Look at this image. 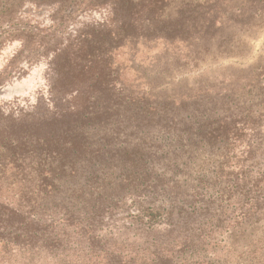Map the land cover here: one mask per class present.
<instances>
[{
    "label": "rangeland",
    "instance_id": "obj_1",
    "mask_svg": "<svg viewBox=\"0 0 264 264\" xmlns=\"http://www.w3.org/2000/svg\"><path fill=\"white\" fill-rule=\"evenodd\" d=\"M133 2L137 30L152 27L150 31L157 34L146 35L150 32L145 30L146 36L132 35L123 40H117L116 36L108 47V40L94 32L95 28L103 26L106 8L94 6L92 0H0V106L6 111L13 108L41 114L57 113L70 103L69 97H58V94L76 87L83 93L79 102L85 111L86 106L92 107V100L89 101L92 94L87 86L94 81L93 73L98 74L109 65L113 89L110 93H99L92 107L95 119L83 123L73 133L81 143L93 145L92 149L110 151L118 149L119 144L128 149L150 147L147 149L155 156L145 164V169L152 173L164 169L168 177L172 170L189 172L185 183L181 177L177 181L179 189L175 191L179 198L176 200L182 202L183 195L187 194L185 203L203 201L204 213L208 214L202 217L206 221L213 212L219 213L215 204H209L213 199L209 195L216 197L226 187L231 191L234 176L239 171V158L246 157L243 166L253 168V177H262L259 187L264 188V144L255 145L253 133L247 134L245 140L228 141L221 132L228 131L234 122L254 116L255 110L264 112V0ZM95 40L99 42L94 49ZM106 47L111 53L105 57L103 49ZM65 62L68 67L64 69L75 76L76 81L71 79L61 88L57 85V69ZM102 74L105 72L97 79L101 85ZM129 93L133 98L137 95L144 100L171 102L166 109L177 115L162 120L163 112L156 111L153 120L157 123L132 121L131 112L142 114L148 104L125 103L123 98ZM96 110L103 114H97ZM69 128L63 125L57 134ZM217 128L224 141L209 146L203 140L207 135H203ZM180 130L195 135L188 136ZM257 133L264 136V127ZM191 141L196 143L192 148L189 147ZM167 148L170 152L165 158L172 157V160L161 156ZM247 152L251 156L249 160ZM95 158L91 164L83 163L78 169L83 172L88 167L96 169L99 177L113 171L111 177H106L108 185L102 194L107 196L103 200L110 210L101 209L102 216H99L101 197L82 203L85 196H80L76 189L84 185V175L82 179L65 176L68 173L60 171L57 164L54 190L50 189L51 196L45 201L47 208L44 211L36 208L41 219L30 218L28 223L30 234L35 233L28 242L25 237L14 235L19 233L15 228L20 224L14 220L0 223V264H106L100 257L86 261L88 256L78 253L83 242L78 244L73 227L57 221L69 217L70 211L91 212L95 228L100 227L95 229V234L101 243L122 251L144 247L143 239L147 236L156 237L170 230L166 223L159 222L148 233L145 226L133 218L132 212L142 203L133 204V198L128 197L132 187L122 189L118 182L119 174L128 168L136 171L142 162L124 164L125 157L109 155ZM215 173L220 178L216 179ZM197 176L203 179L200 186L192 184ZM34 178L33 174L16 183L15 179L14 182L5 179L0 186V200L14 208L19 202L17 194L21 187L36 188L34 183L28 182ZM194 191L201 197L195 199ZM92 194L96 196L95 191ZM118 199H124L125 203H117ZM94 202H98L94 208L86 205ZM165 203L168 207V200ZM231 209L232 198L228 208L223 210L229 218ZM181 217L176 214L173 219ZM48 219L47 225L52 226L57 239L44 240L43 244L42 239L54 237L46 234ZM222 245L220 242L213 255L220 261L225 254V249L220 251Z\"/></svg>",
    "mask_w": 264,
    "mask_h": 264
},
{
    "label": "trees",
    "instance_id": "obj_2",
    "mask_svg": "<svg viewBox=\"0 0 264 264\" xmlns=\"http://www.w3.org/2000/svg\"><path fill=\"white\" fill-rule=\"evenodd\" d=\"M92 2L94 6L106 8L104 10L106 13L104 24L102 27L100 25L95 28L94 32L101 34L105 40H108V47L116 36L117 40H123L132 35H145L143 33L145 30L150 32L146 35L155 36L157 34V31H150L152 27L137 30L138 27L134 24V20H136L134 14L137 11L134 10L133 0H92ZM98 42L97 40L93 42L94 49L98 47ZM103 52L105 57L111 53L107 47L103 49ZM65 67H68L67 62L59 64L57 69V85H60L58 87L61 88L69 84L71 79L76 81V77L69 74L68 70L64 69ZM108 67L109 65L104 66L98 74L93 73L94 81L87 86L92 94L89 99V101L92 100V107L97 96L100 95L99 93H110L114 87V84L109 80ZM102 72H105V74H102L104 80L101 85L97 79ZM82 94L81 90L76 87L60 92L58 97H69L70 103L67 108L52 114H41L36 111L15 110L13 108L6 111L0 106V186H2L5 179H10L11 182H14L15 179V183L23 182L24 178H28L33 174L35 178L28 180V182L34 183V187L36 186L35 189L21 187L17 194L19 202L14 208L4 205L3 201L0 200V223L14 220L17 225L20 224V227L15 228L19 233L14 235L25 237L26 242H28V238L35 234H30L32 232L28 230V223L31 222L30 218L41 219L38 218L39 212L37 209L44 211L47 208L45 201L51 196L49 194L50 189L53 188L54 190L53 184L57 179V164L60 171L68 173L67 175L62 173L65 176L82 179L81 177L84 175V185L76 190L80 196H85L82 203L101 197L103 203L98 206L100 208L98 209L100 211L99 216L101 217V209L106 212L110 210L103 200L107 196L104 197L102 194L105 193L108 185L106 177H111L113 171H108L107 176L99 177L96 169L91 170L88 167L83 172L78 167L82 166L83 163L91 164L96 159L95 157L101 155H109L111 158L119 156V158L125 157L122 159L124 164H132L136 160L142 162L136 171L128 168L118 175V182L122 185V189L128 186L132 187L128 197L133 198V204L142 203L135 212H132L135 215L133 218L140 225L145 226L144 228L148 233L152 232L153 226L159 222L166 223L170 230L156 237L147 236L146 239H143L144 247L129 248L127 251H122V249L110 244L103 245L101 243V239L95 234V229L100 227L95 228L91 212L88 210L82 212L78 210L70 211L67 213L69 217L57 221L61 220L60 222L64 225L73 227L72 230L75 231L78 244L83 242V245L78 247V253L88 256L86 261L94 257H100L103 262L106 261V264H264V188L259 187L262 177L260 179H257L258 176L253 177L251 174L253 168L243 166L246 157L239 158L237 161L239 171L234 176L231 191L226 187L216 197L212 194L209 195L213 198L209 204H215L214 208H217L219 213L213 212L212 216L204 221L203 217H206L208 213H204L206 209L202 205L205 204L203 201L195 200L185 203L187 202V197H185L188 196L187 194L183 195V203L176 200V198H179L178 192L175 191V189H179L177 181L181 177L185 183L186 177H190L189 172L183 174L182 169L172 170L170 176L166 177L168 171H164V169L156 173L145 169V164L155 156L151 150L147 149L150 147H146V150L135 147L128 149V147H122L119 144L116 147L118 149L104 151L103 149H92L93 145L80 142L73 131L83 126V123L91 122L96 116L91 106H86L85 111H82L84 106L80 105L79 102ZM123 99L127 104H135V102L148 104L146 109L143 110V115L138 111L131 112L129 117L132 121L143 122L144 124L157 123L153 120L156 111L163 112L162 120H169V116L177 115L175 111L170 113L169 109H166V106L171 102L144 100L137 95L133 98L131 93L126 94ZM95 112L100 114L98 110ZM252 113H254V116L234 122V125L225 133L221 131L225 134V140H242L243 138L245 140L247 134L253 133L255 145H263L264 136H259L257 132L264 127V112L255 110ZM170 121H173V119ZM181 123L185 125L184 121ZM63 125L70 126V128L67 132L57 134V131H60ZM180 131L182 133L186 132L185 134L190 133L189 131ZM190 135L194 136L195 134H188V136ZM200 135L201 132L198 133V136ZM205 135H207V139L205 137L202 139L206 140L209 146L224 141L218 128L211 129L203 136ZM190 144L189 147L192 148L196 143L191 141ZM112 151H114L113 154ZM169 152V148L163 151L162 158L172 160V157L165 158ZM248 154L247 152V157H249L247 159L249 160L251 156H248ZM173 155L177 157V154ZM197 172L199 171L197 170ZM215 178H220V175L215 173ZM166 180H169V182ZM192 181H194L192 184L200 186L203 179L197 176ZM94 191L96 196L92 194ZM192 195L195 199L201 197L195 191ZM231 198L232 209L229 218L223 210L228 208V202ZM167 200L169 202L168 207L165 205ZM171 200L178 205H172ZM116 202L124 204L125 200L118 199ZM97 203L86 205L94 208ZM180 208H182L181 212ZM182 212L184 215H181ZM176 214L182 217L174 220L173 217ZM201 217L202 219H200ZM49 219L45 222L46 234L51 233L54 237H46L45 235L46 238L42 239L43 244L44 240L51 242L57 239V234L52 226L47 225ZM223 233L225 235L219 239V236ZM171 234H174V237ZM177 234H180L181 237ZM220 242H223L220 251L225 249L224 258L221 261L213 256L217 252L216 247Z\"/></svg>",
    "mask_w": 264,
    "mask_h": 264
}]
</instances>
